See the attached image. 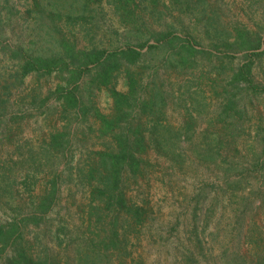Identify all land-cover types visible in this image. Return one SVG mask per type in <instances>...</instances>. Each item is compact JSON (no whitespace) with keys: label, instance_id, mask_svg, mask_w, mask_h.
Here are the masks:
<instances>
[{"label":"rangeland","instance_id":"374dc122","mask_svg":"<svg viewBox=\"0 0 264 264\" xmlns=\"http://www.w3.org/2000/svg\"><path fill=\"white\" fill-rule=\"evenodd\" d=\"M14 220L35 262L257 264L264 0H0V228Z\"/></svg>","mask_w":264,"mask_h":264},{"label":"trees","instance_id":"16d2710c","mask_svg":"<svg viewBox=\"0 0 264 264\" xmlns=\"http://www.w3.org/2000/svg\"><path fill=\"white\" fill-rule=\"evenodd\" d=\"M259 43L261 42L259 41ZM254 48H260V44L255 45ZM53 67L55 68L69 67V64L63 58H56L55 60L50 62L48 65L38 63V61L36 60L34 61L29 60L25 65V70L31 71V70L38 69V70H45L46 72H51ZM247 68H248V65L245 64L243 68L240 70V72L238 73L236 80H242L243 78V80H246V82H248L251 86V80L249 79V74L245 72ZM253 90L255 91L257 90V88L254 87ZM61 93H62V98L65 100V102L68 103L71 101V99H73L74 101L73 106L77 104L76 96L74 95L72 90L69 91L64 88V90H62ZM139 142H140V149L142 151L145 150L146 144H145L144 138H140ZM122 144L120 145L121 153L117 159L120 161V165H127L132 170V172L135 173L136 170L140 169L139 165L142 164L143 159L137 157V154H135L136 149L132 147L131 143L124 144V145ZM110 183H111V179H110ZM112 198H114L113 193H112ZM124 200L125 198L118 197L119 202H122ZM243 200H246V198L244 199L241 198V201ZM244 214L245 213H242V215L237 220H240ZM133 215L137 221H141L140 215L142 214L139 209L134 210ZM261 229H262L261 227H258L257 230H255L253 233L262 234ZM260 230H261V233H260ZM196 231L197 230H195V232ZM200 242L201 240H199V243ZM0 245H2V247L0 248V253L6 252L8 248H12V255L6 256L4 260L0 261V264H53L47 261L35 262L34 260L31 259L32 255L30 253L33 250L32 244H30L29 241L25 239L24 234H23V227L20 225L19 221L14 220V222L12 224H9L8 227L0 228ZM234 259H235L234 262L238 263L239 258L234 257ZM193 260H194V255L188 257V264L194 263ZM257 264H264V255L258 256Z\"/></svg>","mask_w":264,"mask_h":264}]
</instances>
